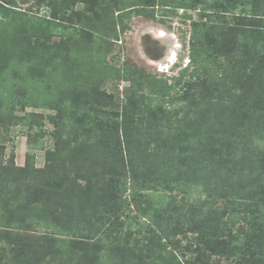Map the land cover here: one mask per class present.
Here are the masks:
<instances>
[{
    "label": "rangeland",
    "instance_id": "obj_1",
    "mask_svg": "<svg viewBox=\"0 0 264 264\" xmlns=\"http://www.w3.org/2000/svg\"><path fill=\"white\" fill-rule=\"evenodd\" d=\"M6 1L0 0V3L3 5L7 3L11 8V14L7 15L9 19L14 18L17 22L16 27L20 31L17 36L18 42L27 31L35 30L26 43V51L29 53L32 51L35 55L25 54L23 56L27 58L21 56L18 63L16 58L6 61L0 53V181L7 179L16 188L23 186V189H26L24 185L42 190L49 188L48 194L45 195L42 191L40 195L54 205L59 202L60 205L64 204L70 193L71 196L78 194L84 191V186L92 182L93 186L94 183L108 184L104 188L111 189L114 193L116 185L123 181V176H120L122 173L120 169L123 168L122 159L125 165H128L131 156L142 171L144 167L149 168L153 164L150 153L154 150L157 132L145 126L141 132L133 130L135 124L138 126L144 124L140 121L143 117L139 115L134 116L133 124L129 129L126 128V131L114 130L117 134L105 132L103 135L106 137L105 149L99 150L95 165L91 166L89 172L81 171L85 179L79 180L78 183L75 177H79L80 171L76 169L83 163L79 160L80 157L87 148L97 147L101 138L86 135L87 138L84 137V126L79 130L74 129L71 121L75 117L73 112L81 115L84 110H89L90 104L85 105L86 108L83 107L87 94L96 97V104L101 97L99 103L101 106L117 105L116 116L121 114L124 104H128L130 94L136 95L129 102L130 107L143 106L142 100H146L155 88L166 83L173 84L179 72L189 65L192 29L195 25H207L208 17L201 16L198 7L185 12L183 8L170 11L159 6H149L144 0H99L95 6L85 0L82 3L76 2L74 8L68 10L66 15L63 14L69 20L67 29L55 36L50 34L44 25L46 20H53L54 17L52 0ZM14 15L17 17H13ZM111 20L117 21V24L113 29H108L106 25L107 22H112ZM206 31L204 30L205 35ZM242 32H237L240 39L238 52L232 56L228 51L222 52L217 64L211 61L196 72L195 80L200 79L203 82L216 73L221 76L225 70V75H232L241 67L243 56L246 57L248 54L257 60L263 58L257 53V46L252 45L250 39L244 37ZM19 47L18 45L17 48ZM171 53L175 54V59L168 64ZM219 59H223L222 66L219 65ZM158 61L164 65L157 66L155 63ZM25 65L31 67L28 68V73L25 71ZM166 66L169 70L165 73L159 72ZM6 74L13 77L8 78ZM22 79L28 80L27 85H24ZM220 82L223 83L222 80ZM247 83L244 76L241 83L234 82V87L238 85L236 90L230 91V88L222 86L214 94L213 86L209 87V94L205 91L208 87L204 86L203 91L206 95H198L187 108L188 102L178 103L174 99L169 103L170 105L176 103L174 106L181 111V113L176 111V114H181L187 123L193 117H199V123L195 120V124L199 125V128H196L199 135L202 132L205 134L211 128L215 129L218 121L210 120V110L223 106L236 112L234 117L237 122L251 126L259 125L264 131V111H260L264 104V91H256L257 87L248 88L246 92L241 91V87ZM94 89L96 94L93 93ZM128 89L131 90L128 92ZM9 92H15V101L12 102L10 97H6ZM76 98H82L77 101L79 104L72 103ZM168 99L166 98V101ZM144 107L147 108V105ZM149 107L152 108V105ZM98 112L100 111L99 108L96 110V106L94 113L90 111L92 113L89 116L90 122L96 120V117L106 120V116ZM154 115H151V118H154ZM181 115L173 116L171 122L179 121ZM62 125L67 127L65 134L63 131L59 132ZM241 137L247 138L245 134ZM260 144L261 146L257 148ZM263 152L264 138L259 143H254L253 138L246 139L243 146L229 150L234 165L228 169L235 168L240 173V178L233 179L235 183L228 180L220 189L210 192L205 191L202 185L197 186L198 182L194 177L186 182H177L179 186L169 187L170 184L166 182L170 181L163 179L157 182L158 173L145 172L147 177L140 173L138 175L140 190L135 194L136 203L131 204V212H128L132 214V219L135 214L141 215V211L147 209L155 212V217L164 224H171L174 213L183 211L190 213L191 210H195L199 218L191 213L184 220L190 222L195 220L197 224L200 221L198 227L182 224V229L174 228L178 232L172 230V243L167 246V250H162L158 241L152 242L147 234H139L133 223L125 222L123 228L118 231L119 234L106 232L102 238L91 241L97 242L96 247L99 251L94 256L96 261L91 263V257L86 259L75 252L72 254L71 263L118 264L121 251L132 258L129 264H264V241L261 243L258 256L243 254V257H240L222 250L220 251L222 254L219 255V250L212 248L215 240L224 237L226 239L239 230L243 232L247 230L248 225H243V214L229 212L231 206L226 203L244 201L242 198L250 195L254 186L252 184L256 183L254 178L264 171V166L260 163V158L264 156ZM49 166H53L51 171L53 177L48 175ZM247 174L254 177V181L249 176L246 177ZM87 178L89 182H86ZM144 178L147 182L145 189L142 184ZM52 181L54 183L62 181V184L65 183L64 188L58 184L51 185ZM73 186L76 188L73 189ZM113 193L112 200L116 197ZM128 194L129 191L125 193L126 196ZM103 195L105 198V194H99L92 199L98 202V198ZM74 197L76 199L68 201L74 208L82 199H87L86 195H82L80 199ZM162 197L163 202L157 205L156 200ZM261 202H264V198ZM20 216H25L21 227L19 221L22 220L17 222L19 226L17 224L12 227L6 224L4 216L1 217L0 226L6 224L7 227H12L9 228L10 233L18 235L45 238L46 234H51V231H45L36 224H29L37 220H30L24 210ZM9 218L13 219V215ZM144 221L147 224L146 220ZM144 221L142 220V223ZM39 223L45 225L43 222ZM241 235L243 234H240V237ZM54 238L55 242L63 239L56 236ZM59 262L58 259L49 261L50 264ZM2 264L33 263L9 259Z\"/></svg>",
    "mask_w": 264,
    "mask_h": 264
},
{
    "label": "trees",
    "instance_id": "obj_2",
    "mask_svg": "<svg viewBox=\"0 0 264 264\" xmlns=\"http://www.w3.org/2000/svg\"><path fill=\"white\" fill-rule=\"evenodd\" d=\"M83 1L85 2V0H52L53 20L44 22L49 33L55 36L64 33L69 21L67 20L68 17L66 18L64 15L68 13V10L74 8L76 2L82 3ZM86 1L91 2L95 6L99 0ZM144 3L170 11L183 8L186 12L191 9L195 10L198 7L199 14L208 17L207 25H195L192 29L193 40L189 54V65L179 72L173 84L167 85L166 83L164 86L155 88L146 100H142L143 106L130 107L129 102L136 96L135 94H130V100L126 104L127 106L124 104L123 111H121L119 117L116 116L118 113L117 105L114 107L101 106L99 105L101 97L98 99L99 103L96 104V97L94 95L90 97L87 94L83 107L86 108L85 105L90 104V108L81 112V115L73 112L75 117L71 120L73 123L72 127L79 130L84 126V137L101 139L97 147L87 148L83 156L80 157L79 160L83 163H81V166L78 164L79 167L76 170L80 172L78 174L79 177H75V181L79 183V180L85 179L81 171L89 172L91 166L95 165L96 155L99 150L101 148L105 149L106 137H103L104 133L109 132V134H112L116 133L114 130L120 131V129L126 131V128L129 129L133 124L132 119L136 115L143 117V120L140 121L144 124L142 126L135 124L133 130L141 132L145 126L154 129L158 134L154 141V150L150 153L153 164L149 168L144 167L142 171L136 166V162L131 156L129 157L128 165H125L124 159H122L123 168L120 169V172H122L120 176H123V181L116 185L117 188L114 193L111 189L107 190L104 188L108 184L94 183L93 186L92 182L83 187L84 191L72 196L70 193L68 195L69 198L62 205H60V202L54 205L48 201L49 199L46 200L43 195H40L42 191L45 195L48 194L49 188L48 190H42L28 185H24L26 189H23V186L16 188L11 181L7 179L1 180L0 221L2 222L1 217L4 216L7 225H12L13 227L17 224L19 226V223H21L19 226L21 227L23 225L22 222L25 221V216L20 215H23L24 210L30 220H37L29 224H36V226L45 229V231H51V234H46L45 238L18 235L14 232L10 233L9 230L12 227H7L6 224L0 226V264L7 262L9 259L27 260L33 264H50L49 261L51 259H58L60 261L59 264H72V254L75 252L86 259L91 257L92 263V261H96L94 256L99 250L96 247L97 242L91 243V241L102 238L106 232L118 233L125 225V222L128 223L129 221L136 226L135 230H138L139 234H147L152 242H159L160 249L167 250V246L172 243V230L178 232L176 229H182V224L198 227L200 221L197 224L195 220L192 222L184 220L191 213L197 215L198 212L195 210H191L190 213L187 211L176 212L173 214V221L175 222L172 221L171 224H164L163 221L155 217V212L147 209L141 211V215L139 213L135 214L132 219V214L130 215L128 212L131 204L136 203L135 194L140 190L141 183L138 181V175L141 173V175L144 174L147 177L145 172L153 171L155 174L158 173L157 182L159 183L163 179L164 181H170L166 182L170 184L169 187L176 186L179 181L186 182L194 177L198 182L196 185H202L205 191L218 190L228 180L231 181L230 183H235L233 179L240 178V173L235 168L228 169L234 165V159L229 156L228 151L232 148L243 146V142L249 138H253L254 143L263 141V128L259 125L251 126L237 122L234 117L236 112H233L230 108L227 110L224 106L220 109L217 107L210 110V120L218 121L215 129L211 128L205 134L202 132L199 135L196 129L199 128V125H197L199 117L196 118L197 116H195L192 118V122L190 121L191 123H187L181 114H176V111L181 113L174 106L176 103L170 105L169 102L174 99L178 103L188 102L187 108L190 102L197 99L198 95H206L205 91L209 94L211 86L214 88L212 94L218 92L222 86L230 88V91L236 90L238 85L234 87V82L239 81L241 83L244 76H246V83H248L241 87V91L246 92L248 88L256 87V91H264V0H144ZM9 7L7 3L6 5L0 3V53L3 54L6 61L16 58L15 60L20 63L21 56L25 54L35 55L32 51L30 53L26 51V43H28L35 30L32 32L27 31L18 42L17 36L20 31L16 27V20L14 18L9 19L7 15L11 14V8ZM13 17L16 18L17 15ZM111 21L110 23L107 22L106 26L108 29L116 27L117 21ZM241 27L243 30H241ZM202 28H204L203 31ZM204 30H207L206 35ZM239 31H243L242 35L248 37L252 45L257 46V53H260L263 58L257 60L255 59L256 57L248 54L246 57L243 56L241 67L232 75H225V70L221 76L215 72L216 74L206 81L195 80L196 72L211 61L217 64L222 52L228 51L231 56L238 52L240 39L237 32ZM233 39L237 41L235 42ZM233 44L234 48H232ZM18 45L20 46L19 48H17ZM219 61V65L222 66L223 59H219ZM29 65H25L26 72L28 68H31ZM6 75L8 78L13 77ZM22 80L24 85H27L28 80ZM221 80L223 83L220 82ZM204 86L208 87L205 91H203ZM130 90L128 89L127 91L129 92ZM9 93L6 97H10L12 102L15 101V92ZM93 93H97L95 89ZM166 98H169L168 101H166ZM80 100L82 98L73 99L72 103L79 104L77 101ZM144 105H147V108ZM150 105H152V108L149 107ZM95 106L96 110L99 108V114L106 116V120L102 117H96V120L89 121V116L92 115L90 111L94 113ZM57 107L59 108V106ZM260 111H264V104ZM151 115H154V118H151ZM178 115L182 116L179 121L171 122V118ZM195 120H197L196 124ZM66 128L62 125L59 132L63 131V134H65ZM242 134H245L247 138L241 137ZM233 135L239 137L237 138ZM126 141L128 140L126 139ZM260 146L261 144L257 145V148ZM95 150L97 152L93 153ZM260 159V163L264 166V156ZM47 169H50L48 170V175L52 176L53 166H49ZM247 176L249 175L247 174ZM249 178L253 180L254 177L249 176ZM254 180L256 183L252 184L254 186H252L250 195L247 198H242L244 201L238 200L237 202L229 201L226 203L231 206L229 212L243 214V225L247 224L248 228L245 232L239 230L238 233L231 234L230 238L227 237L225 239L224 237L223 239L215 240L212 248L219 250V255L222 254L220 252L222 250L227 254H234L240 257H243V254L258 256L261 250L260 246L264 241V202H261V199L264 198V171L257 175ZM53 181L51 185L58 184V186L64 188L63 184L65 183L62 184V181L60 183H54ZM86 182H89L88 178ZM142 184L145 189V185H147L145 178ZM74 186L73 189L76 188ZM127 191L130 194L126 196L125 193ZM112 193L116 195L113 200L111 199ZM99 194H105L106 197L104 198L103 195L98 198V202L93 201L92 198ZM82 195H86L87 199H82L81 202L75 204V208L68 203L70 199H76L74 196L80 199ZM162 202L163 197L156 200L155 203L158 205ZM6 215L9 216L6 217ZM12 215L13 219L9 218ZM197 217L199 218L198 215ZM142 220H146L147 224L145 221L142 223ZM18 221L19 223H17ZM39 222H43L45 225ZM240 229L244 230L243 228ZM240 234L243 235L240 237ZM54 236L63 239L55 242ZM125 253L120 251L118 264H129L132 261V258L125 255Z\"/></svg>",
    "mask_w": 264,
    "mask_h": 264
},
{
    "label": "bare ground",
    "instance_id": "obj_3",
    "mask_svg": "<svg viewBox=\"0 0 264 264\" xmlns=\"http://www.w3.org/2000/svg\"><path fill=\"white\" fill-rule=\"evenodd\" d=\"M160 35H162V34H160ZM163 36V35H162ZM175 47V46H174ZM174 59H175V54L174 53H171V55H170V58H169V61H168V64L171 62V61H174ZM157 66H159V65H162L163 63H159V61H158V63H155ZM168 64H166V65H168ZM164 65V64H163ZM173 66V65H172ZM166 70H169V67H165L164 69H162V70H160V72L161 73H165L166 72Z\"/></svg>",
    "mask_w": 264,
    "mask_h": 264
}]
</instances>
